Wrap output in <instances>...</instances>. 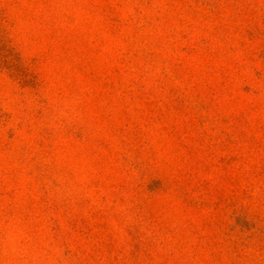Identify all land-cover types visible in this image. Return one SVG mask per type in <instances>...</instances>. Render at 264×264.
<instances>
[{
    "label": "rangeland",
    "instance_id": "obj_1",
    "mask_svg": "<svg viewBox=\"0 0 264 264\" xmlns=\"http://www.w3.org/2000/svg\"><path fill=\"white\" fill-rule=\"evenodd\" d=\"M0 264H264V0H0Z\"/></svg>",
    "mask_w": 264,
    "mask_h": 264
}]
</instances>
